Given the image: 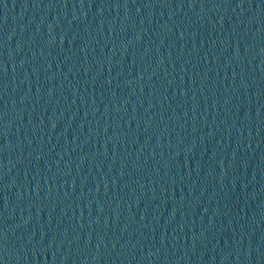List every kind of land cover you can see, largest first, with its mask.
I'll list each match as a JSON object with an SVG mask.
<instances>
[{"label": "water", "instance_id": "95a60500", "mask_svg": "<svg viewBox=\"0 0 264 264\" xmlns=\"http://www.w3.org/2000/svg\"><path fill=\"white\" fill-rule=\"evenodd\" d=\"M264 232V0H0V264H248Z\"/></svg>", "mask_w": 264, "mask_h": 264}]
</instances>
